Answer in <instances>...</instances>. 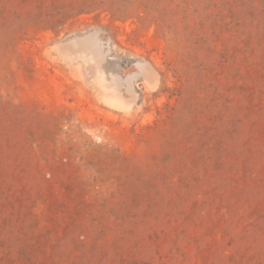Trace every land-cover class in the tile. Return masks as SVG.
Segmentation results:
<instances>
[{"label":"rangeland","instance_id":"374dc122","mask_svg":"<svg viewBox=\"0 0 264 264\" xmlns=\"http://www.w3.org/2000/svg\"><path fill=\"white\" fill-rule=\"evenodd\" d=\"M0 264H264V0H0Z\"/></svg>","mask_w":264,"mask_h":264}]
</instances>
